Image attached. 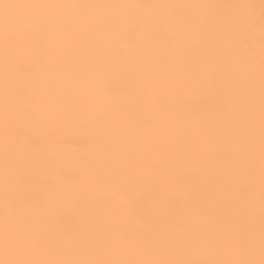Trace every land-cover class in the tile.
Returning a JSON list of instances; mask_svg holds the SVG:
<instances>
[{"label": "snow or ice", "instance_id": "1", "mask_svg": "<svg viewBox=\"0 0 264 264\" xmlns=\"http://www.w3.org/2000/svg\"><path fill=\"white\" fill-rule=\"evenodd\" d=\"M0 264H264V0H0Z\"/></svg>", "mask_w": 264, "mask_h": 264}]
</instances>
